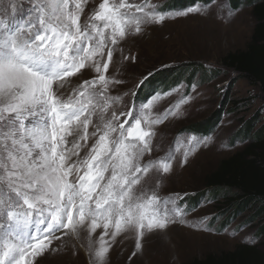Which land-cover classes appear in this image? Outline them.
<instances>
[{
	"label": "snow or ice",
	"instance_id": "6c2138e0",
	"mask_svg": "<svg viewBox=\"0 0 264 264\" xmlns=\"http://www.w3.org/2000/svg\"><path fill=\"white\" fill-rule=\"evenodd\" d=\"M89 4L28 0L24 9L23 0H0V264H38L59 250L54 241L79 239L82 230L93 264H107L121 234L134 233L140 250L146 233L184 222L181 195L161 197L159 184L149 189L145 180L172 170L180 149L153 159L155 126L190 97L159 114V93L118 108L122 97L111 89L122 81L109 68L116 52L135 60L120 47L128 37L201 9L165 13L152 0ZM85 72L94 75L83 79ZM207 141L187 137L181 163Z\"/></svg>",
	"mask_w": 264,
	"mask_h": 264
},
{
	"label": "rangeland",
	"instance_id": "374dc122",
	"mask_svg": "<svg viewBox=\"0 0 264 264\" xmlns=\"http://www.w3.org/2000/svg\"><path fill=\"white\" fill-rule=\"evenodd\" d=\"M168 1L152 0V3L165 13L174 14L189 9L167 8ZM196 5L201 12L148 25L142 34L121 42L124 55L131 54L135 60H123L119 52L113 56L114 68L110 66L109 73L115 72L116 78L122 81L111 89L112 96L122 97L118 108H124L130 102L139 104L146 101L138 95L141 81L161 68L182 63L221 68V59L225 54L246 47L254 27L250 9L233 10L228 0H216L206 6ZM27 6L28 0H23V8L27 9ZM223 71L220 77L206 84L199 83V77H196L190 87L181 82L168 91L157 92L163 98L153 108L156 114L175 108L181 99L190 97L175 115H169L163 123L155 126L153 159L163 157L174 148L180 149L175 154L172 170L163 176L150 173L145 180V187L149 189L159 184L161 197L176 193L181 195L178 204L185 207L184 222L170 224L164 231L146 233L140 250L136 249L134 233L121 234L108 253L107 264H186L210 253L233 251L239 244L256 245L260 241L257 238L258 220L249 221L251 211L242 212L227 227H222L223 218L219 217L217 206L212 202H200L193 209H188L184 203L186 196L203 189L205 176L214 171L222 159L243 147L240 142L233 144L232 137L244 122L263 109L262 96L257 87L245 79L236 78L237 74L231 70ZM92 75L94 73L85 72L83 79ZM165 93L168 95L165 96ZM218 111H221V117L209 135L184 131L194 123L208 120L211 123L212 118H217ZM192 135L200 139L207 137L208 141L190 152L188 162L182 164L186 138ZM93 239H96L95 235ZM53 246L59 250L46 252L38 258V264H93L84 230L80 232L79 239L62 238L61 241H54Z\"/></svg>",
	"mask_w": 264,
	"mask_h": 264
},
{
	"label": "trees",
	"instance_id": "16d2710c",
	"mask_svg": "<svg viewBox=\"0 0 264 264\" xmlns=\"http://www.w3.org/2000/svg\"><path fill=\"white\" fill-rule=\"evenodd\" d=\"M216 0H169L167 8L185 10L196 4L210 5ZM233 10L248 8L254 20L249 42L244 49L225 54L221 68H207L199 63H182L164 67L148 75L143 81L139 97L150 98L157 92H165L185 82L187 87L195 83H209L223 74V69L237 74L258 88L263 109L243 123L232 137L233 144L243 147L222 159L218 167L204 178L203 189L188 195L184 203L188 209L200 202H212L217 206L222 227H227L242 212L251 211L249 221L258 220L256 245L239 244L235 250L220 254L210 253L202 259L186 264H264V0H228ZM237 108L238 105H235ZM217 118L194 123L185 132L195 135H209L215 129Z\"/></svg>",
	"mask_w": 264,
	"mask_h": 264
}]
</instances>
